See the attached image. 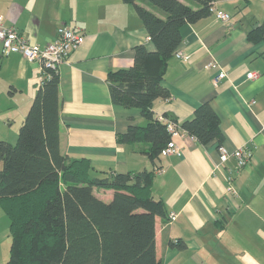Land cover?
I'll return each instance as SVG.
<instances>
[{
  "label": "crops",
  "instance_id": "1",
  "mask_svg": "<svg viewBox=\"0 0 264 264\" xmlns=\"http://www.w3.org/2000/svg\"><path fill=\"white\" fill-rule=\"evenodd\" d=\"M214 6L228 12L230 20L211 12L181 27L183 40L176 51L188 58L177 57L175 51L169 59L162 82L171 94L156 99L154 114L171 116L182 127L197 106L211 100L221 118L222 143L230 151L244 146L254 150V159L239 170L235 157L221 161L216 140L203 145L183 128L175 136L181 154L156 162L146 152L148 143L118 141L130 124L148 122L139 108L114 104L107 81L109 70L133 64L137 45L155 50L132 4L0 0L5 24L32 43L53 40L62 24L83 34L81 46L59 69L61 150L89 158L98 171H154L153 194L165 202L168 215L156 222L163 264H264V39L248 38V32L264 22V0H215ZM221 71L227 77L216 83ZM250 71L259 76L248 79ZM40 73V62L20 53L0 57V139L17 141ZM233 169L236 192L229 190L227 180ZM98 191L105 201L114 192ZM172 213L177 214L174 220ZM171 241H182L185 247L172 246Z\"/></svg>",
  "mask_w": 264,
  "mask_h": 264
},
{
  "label": "trees",
  "instance_id": "2",
  "mask_svg": "<svg viewBox=\"0 0 264 264\" xmlns=\"http://www.w3.org/2000/svg\"><path fill=\"white\" fill-rule=\"evenodd\" d=\"M124 1L135 7L155 50L139 44L130 67L108 71L112 102L139 108L148 119L130 124L118 141L148 143L146 152L156 162L172 137L162 117L176 120L154 114L156 99L171 94L162 82L169 59L183 40L181 27L210 15L215 0ZM248 38L264 39V22ZM59 84V69H49L17 141L0 139V204L11 237L4 264H163L156 222L168 215L165 202L153 194L154 171H98L89 158L63 153ZM182 128L203 145L224 141L211 100L197 106ZM96 189H112L113 196L105 201ZM170 244L185 247L182 241Z\"/></svg>",
  "mask_w": 264,
  "mask_h": 264
},
{
  "label": "built area",
  "instance_id": "3",
  "mask_svg": "<svg viewBox=\"0 0 264 264\" xmlns=\"http://www.w3.org/2000/svg\"><path fill=\"white\" fill-rule=\"evenodd\" d=\"M210 11L214 12L219 19L229 21L231 15L223 10H217L212 4ZM84 36L75 28L62 24L57 29L56 37L45 43H32L30 39L24 36L15 26L6 25L3 18L0 16V57L7 56L11 53H21L25 58L31 61H38L41 64V73L39 82H42L47 75L49 69L58 70L60 66L67 61L72 52L78 49L83 43ZM179 58L187 59L181 51L175 52ZM259 76L258 72L250 71L247 73L248 79H254ZM227 77L226 71H221L215 78L218 83ZM167 123V128L172 137L166 147L162 150L161 156H168L171 154H181L182 147L175 141V136L181 132L182 127L177 120L168 117H162ZM184 134H187L184 132ZM192 138H195L192 136ZM218 152L222 162L235 157L237 160V170L246 167L250 161L255 157L254 150L251 146L238 147L234 151H230L224 143L218 144ZM158 173L162 172V168L156 170ZM236 170H230L227 180L229 182V190L236 192L234 187V175ZM177 214L170 215L171 220L176 218Z\"/></svg>",
  "mask_w": 264,
  "mask_h": 264
},
{
  "label": "rangeland",
  "instance_id": "4",
  "mask_svg": "<svg viewBox=\"0 0 264 264\" xmlns=\"http://www.w3.org/2000/svg\"><path fill=\"white\" fill-rule=\"evenodd\" d=\"M98 192L96 189L95 193ZM10 245V218L0 204V264H4L9 259Z\"/></svg>",
  "mask_w": 264,
  "mask_h": 264
},
{
  "label": "bare ground",
  "instance_id": "5",
  "mask_svg": "<svg viewBox=\"0 0 264 264\" xmlns=\"http://www.w3.org/2000/svg\"><path fill=\"white\" fill-rule=\"evenodd\" d=\"M59 28V27H58ZM57 34V33H56Z\"/></svg>",
  "mask_w": 264,
  "mask_h": 264
}]
</instances>
